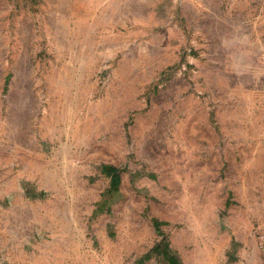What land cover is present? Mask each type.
Here are the masks:
<instances>
[{
	"label": "rangeland",
	"instance_id": "obj_1",
	"mask_svg": "<svg viewBox=\"0 0 264 264\" xmlns=\"http://www.w3.org/2000/svg\"><path fill=\"white\" fill-rule=\"evenodd\" d=\"M261 229L264 0H0V264H264Z\"/></svg>",
	"mask_w": 264,
	"mask_h": 264
},
{
	"label": "trees",
	"instance_id": "obj_2",
	"mask_svg": "<svg viewBox=\"0 0 264 264\" xmlns=\"http://www.w3.org/2000/svg\"><path fill=\"white\" fill-rule=\"evenodd\" d=\"M105 171H107L109 174L113 176V186H117L120 181V176H119L117 168L106 167ZM156 250L160 254L166 257L169 264H182L180 260L175 255L172 254V252L168 249V247H166L165 250H162V247L159 246L155 249V251Z\"/></svg>",
	"mask_w": 264,
	"mask_h": 264
},
{
	"label": "built area",
	"instance_id": "obj_3",
	"mask_svg": "<svg viewBox=\"0 0 264 264\" xmlns=\"http://www.w3.org/2000/svg\"><path fill=\"white\" fill-rule=\"evenodd\" d=\"M259 248L264 251V229H261L257 233Z\"/></svg>",
	"mask_w": 264,
	"mask_h": 264
}]
</instances>
